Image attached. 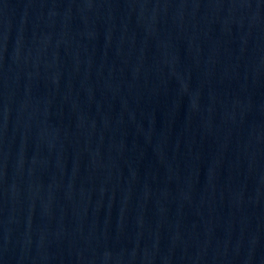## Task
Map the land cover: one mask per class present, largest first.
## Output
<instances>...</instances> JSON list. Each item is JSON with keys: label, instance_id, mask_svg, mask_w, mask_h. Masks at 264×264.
<instances>
[{"label": "water", "instance_id": "1", "mask_svg": "<svg viewBox=\"0 0 264 264\" xmlns=\"http://www.w3.org/2000/svg\"><path fill=\"white\" fill-rule=\"evenodd\" d=\"M0 264H264V0H0Z\"/></svg>", "mask_w": 264, "mask_h": 264}]
</instances>
